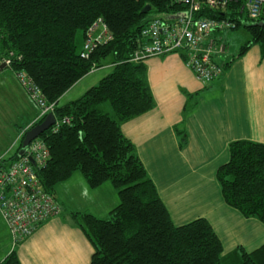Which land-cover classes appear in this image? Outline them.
<instances>
[{"label":"trees","instance_id":"1","mask_svg":"<svg viewBox=\"0 0 264 264\" xmlns=\"http://www.w3.org/2000/svg\"><path fill=\"white\" fill-rule=\"evenodd\" d=\"M244 1L231 0L223 14L202 10L197 16L220 15L235 23L231 31L244 29L249 35L236 57L256 45L264 59V25L255 24L264 22V16L248 19ZM183 10L173 0H0V64L9 61L11 72L26 73L55 105L54 117L70 119L57 132L48 129L40 136L50 152L38 173L43 190L54 195L59 184L79 173L89 189L109 183L117 192L118 205L106 219L69 213L93 247L90 264H264V245L250 253L237 248L222 255V244L206 219L175 226L134 146L121 132L123 123L154 108L145 65L129 61L138 39L154 15ZM99 19L111 40L82 59L86 32ZM110 56L113 68L106 76L76 100L59 105L72 86ZM105 104L113 116L101 111ZM178 135L184 143V132ZM228 153V162L216 174L224 202L264 224V144L237 140L229 144ZM17 159L18 152L0 159V170ZM0 264H21L16 250Z\"/></svg>","mask_w":264,"mask_h":264},{"label":"crops","instance_id":"2","mask_svg":"<svg viewBox=\"0 0 264 264\" xmlns=\"http://www.w3.org/2000/svg\"><path fill=\"white\" fill-rule=\"evenodd\" d=\"M227 45L223 62L230 64L208 85L194 77L179 53L147 59L143 64L154 108L121 125L172 223L182 226L206 219L224 256L237 248L250 253L264 245V224L228 206L216 178L219 167L229 160L231 142L264 144V59L256 45L239 58L230 54ZM112 68V63L102 64L90 71L60 98L59 105L82 96ZM100 71L105 74L93 77ZM0 113L4 124H0V143L4 141L0 159H4L18 152L20 135L39 115L6 66L0 70ZM179 132L186 137L182 144ZM54 196L60 214L42 223L17 247H12L0 216V261L16 250L21 264H90L93 247L69 213L106 219L118 205L116 190L109 183L91 190L76 173L56 187Z\"/></svg>","mask_w":264,"mask_h":264},{"label":"built area","instance_id":"3","mask_svg":"<svg viewBox=\"0 0 264 264\" xmlns=\"http://www.w3.org/2000/svg\"><path fill=\"white\" fill-rule=\"evenodd\" d=\"M184 10L165 17H155L138 39L129 59L134 64L144 63L151 57H163L172 53L184 56V63L194 77L208 85L223 74V58L228 54V45L222 34L230 32L235 23L222 16H197L202 10L224 13L231 0H173ZM252 21L264 16V0H245L242 7ZM111 40V34L101 19L86 32L81 52L82 59H89L99 45ZM7 67L9 61L2 62ZM95 66L92 70H96ZM29 100L38 108L37 119L32 127L48 114H53L54 104H49L36 83L26 73L12 72ZM54 115V114H53ZM49 128L57 132L60 126L70 124L64 117ZM28 128V129H29ZM26 129V130H28ZM25 130V131H26ZM23 135V133L20 135ZM50 159V152L39 137L33 140L24 154L0 170V216L10 234L12 247H17L30 237L47 220L60 214L61 209L54 195L42 188L38 173Z\"/></svg>","mask_w":264,"mask_h":264},{"label":"rangeland","instance_id":"4","mask_svg":"<svg viewBox=\"0 0 264 264\" xmlns=\"http://www.w3.org/2000/svg\"><path fill=\"white\" fill-rule=\"evenodd\" d=\"M154 17H158V18L162 17L163 18V17H165V15L156 14V15H154ZM222 36H223L224 40L226 38V41H227V43L230 46V50H231L230 54H233V56L237 55V53L239 52L240 47L243 46L245 44V42L249 39V35L244 29H238V30H235V31H231L229 33H223ZM77 41H78V43L82 42V34L81 33H78ZM112 61L113 60H112V58L110 56L107 59H105L104 61H102V64H110V63H112ZM104 74L105 73L103 71H100L96 75H93V77L98 78V77H100V76H102ZM74 97H75V95H73V98ZM102 108H103V110H101L102 112H105V113L107 112V113H109L110 116H113V112H112V110H111V108H110V106L108 104H105ZM102 108L100 107V109H102ZM0 117H2V113H0ZM0 124L4 125L1 120H0ZM7 130H8V134H10V128H8ZM3 146H4V141L0 143V153H1V150H2ZM1 155H2V153L0 154V156Z\"/></svg>","mask_w":264,"mask_h":264},{"label":"water","instance_id":"5","mask_svg":"<svg viewBox=\"0 0 264 264\" xmlns=\"http://www.w3.org/2000/svg\"><path fill=\"white\" fill-rule=\"evenodd\" d=\"M148 11H149V7H145L143 9L144 13ZM255 24H258L259 26H263L264 22L255 23ZM4 67H5L4 63L0 64V70ZM54 121H55L54 115L48 114L41 123L36 124L32 126L30 129H28L25 132L24 137L22 139L21 146L18 151V157L22 156L25 150L27 149L28 145L36 138H39L44 132H46L54 124Z\"/></svg>","mask_w":264,"mask_h":264},{"label":"bare ground","instance_id":"6","mask_svg":"<svg viewBox=\"0 0 264 264\" xmlns=\"http://www.w3.org/2000/svg\"><path fill=\"white\" fill-rule=\"evenodd\" d=\"M223 65H224V63H223ZM91 71H93L92 69H91ZM223 72H224V69H223ZM42 121V120H41ZM22 141V140H21ZM21 145V144H20Z\"/></svg>","mask_w":264,"mask_h":264}]
</instances>
